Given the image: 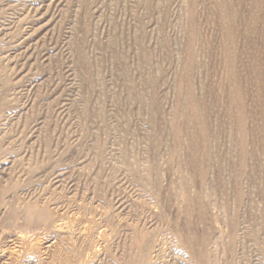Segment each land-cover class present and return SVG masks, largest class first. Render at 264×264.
Masks as SVG:
<instances>
[{
	"label": "rangeland",
	"instance_id": "1",
	"mask_svg": "<svg viewBox=\"0 0 264 264\" xmlns=\"http://www.w3.org/2000/svg\"><path fill=\"white\" fill-rule=\"evenodd\" d=\"M0 59V264H264V0H0Z\"/></svg>",
	"mask_w": 264,
	"mask_h": 264
},
{
	"label": "bare ground",
	"instance_id": "2",
	"mask_svg": "<svg viewBox=\"0 0 264 264\" xmlns=\"http://www.w3.org/2000/svg\"><path fill=\"white\" fill-rule=\"evenodd\" d=\"M0 61L2 62V60L0 59ZM3 63V62H2ZM1 63H0V67H1ZM17 78V75H14L12 78H6V79H8V81L9 82H11L12 84H14V80ZM12 84H10V85H12ZM4 85V84H3ZM10 85H6L5 84V90L3 89V95H2V97H1V99H0V111H1V109L3 108V106H4V100H7V91H8V87L10 86ZM9 118H8V116H6L5 118H2L1 120H2V122H5V123H7V121H9L8 120ZM1 124V123H0ZM4 125V124H3ZM1 132H3L2 134H0V156L1 155H3V153L5 152V146L2 144V137H4L5 136V133H4V130L2 129L1 130ZM6 154V153H5ZM4 157V156H3ZM7 158L8 157H4L3 159L0 157V167L2 168V166H4V164H5V162H7ZM0 168V169H1ZM7 169V168H6ZM5 171H7V170H5ZM2 175V174H1ZM5 177V176H4ZM3 180H4V178H3ZM5 180H6V178H5ZM35 201V200H34ZM37 202V201H36ZM36 202H32L29 206H27V208H26V211H25V216H29L30 218L32 217V211L31 210H33V209H36L37 207V204H36ZM38 203V202H37ZM41 210H45V209H41ZM40 216H42V215H40Z\"/></svg>",
	"mask_w": 264,
	"mask_h": 264
}]
</instances>
